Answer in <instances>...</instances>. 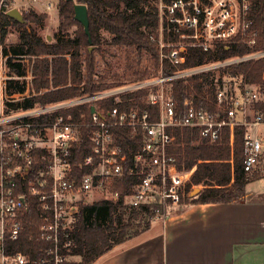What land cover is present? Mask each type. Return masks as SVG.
<instances>
[{
  "label": "built area",
  "instance_id": "built-area-1",
  "mask_svg": "<svg viewBox=\"0 0 264 264\" xmlns=\"http://www.w3.org/2000/svg\"><path fill=\"white\" fill-rule=\"evenodd\" d=\"M16 7L17 0H0V264H80L73 234L82 205L122 201L113 186L126 177L139 178L133 193L123 198V204L132 209L150 204L170 208L191 196L186 187L193 170L181 169L170 153L176 128L197 130L200 140L210 143H216L223 129L229 128L233 149L235 127H245V172L264 174V110L257 108L264 95L254 77L244 74L223 87L217 78L213 113L197 108L189 97L183 101L184 111L177 112L171 85L175 79L219 73L222 68L264 57V52L163 74L165 61L178 68L190 49L210 53L230 43L256 45L259 31L251 18V0H159L161 25L159 34L151 37L159 51L157 77L57 103H34L30 108L25 105L56 88L51 85L38 91L35 87L36 61L44 57L17 54L2 41V14ZM52 8L50 2L47 9ZM17 65L22 75L15 71ZM138 91H145L142 101L157 108L156 113L121 107L132 100L124 97ZM106 99L115 102L107 112L98 103ZM81 105L90 106L89 118L63 113ZM117 129L129 131L139 145L122 147ZM83 130H89L91 154L81 164V169L88 170L82 174L75 168V149ZM95 194L101 197L90 203L89 197ZM30 207L40 213L38 236L46 246L38 248L36 255L11 252L8 242L19 239Z\"/></svg>",
  "mask_w": 264,
  "mask_h": 264
},
{
  "label": "trees",
  "instance_id": "trees-1",
  "mask_svg": "<svg viewBox=\"0 0 264 264\" xmlns=\"http://www.w3.org/2000/svg\"><path fill=\"white\" fill-rule=\"evenodd\" d=\"M57 2L61 18L60 31L76 25L79 31L75 36L57 33L55 42L47 43L35 29L43 27L47 20L46 14L35 11L23 12L24 22L2 14V41L5 43L10 29L18 32V41L11 46L17 54L43 56L36 61L35 87L38 91L50 88L56 90L44 94L25 105L30 108L34 103L47 105L93 95L112 87H118L127 82H139L157 77L160 68L159 51L151 37L160 29V14L158 0H52ZM75 4L87 6L91 44L83 26L75 20ZM251 18L258 26L259 36L253 47L241 43L217 47L210 53L201 49H190L187 60L178 68L164 62L163 74L171 76L183 69H193L210 62L242 58L252 53L264 52V0H251ZM111 36L110 40L103 37L102 32ZM113 49H124L127 58L126 74L122 77L103 76L98 72V56L112 55ZM5 51H7L5 49ZM69 56V59L67 58ZM49 57H53L49 59ZM147 62V65H145ZM15 71L22 75L21 65ZM264 57L247 60L219 70L218 83L221 87L228 80H238L242 75L254 77L264 95ZM213 72L196 74L190 77L175 79L171 82L172 98L177 112H183V101L192 98L197 108H204L213 113L214 82ZM71 83V86H69ZM205 86H208V99L205 96ZM19 90L23 87L17 85ZM145 91L131 93L124 97L125 101L132 99L121 107H139L144 111L156 113L157 108L142 101ZM107 112L115 106L114 99L98 102ZM264 110V102L257 106ZM72 113L76 118L85 114L91 115L89 105H81L63 112ZM225 113H222L224 116ZM119 144L126 148L139 145L125 129H117ZM247 129L235 127L233 149L230 145V130L224 128L216 143L201 141L197 130L176 128L173 131L175 142L170 153L177 157L179 167L192 171L186 192H192L196 187H202L196 196H187L178 207L188 208L204 204L240 203L246 195L248 183L259 179L262 175L250 176L244 169V138ZM91 154L89 130H83L81 141L75 149V168L80 173L84 158ZM139 182L137 177H126L113 186L122 201H98L82 205L81 213L74 228V253L80 258V264H93L115 246L133 239L149 230L151 223L169 212L168 206L150 204L141 209H132L123 204V198L133 193ZM24 230L17 241L8 242L11 252L36 255L37 249L45 247L38 236L41 225L40 213L36 207H30L24 220Z\"/></svg>",
  "mask_w": 264,
  "mask_h": 264
},
{
  "label": "crops",
  "instance_id": "crops-1",
  "mask_svg": "<svg viewBox=\"0 0 264 264\" xmlns=\"http://www.w3.org/2000/svg\"><path fill=\"white\" fill-rule=\"evenodd\" d=\"M93 264H264V174L242 202L173 206Z\"/></svg>",
  "mask_w": 264,
  "mask_h": 264
},
{
  "label": "rangeland",
  "instance_id": "rangeland-1",
  "mask_svg": "<svg viewBox=\"0 0 264 264\" xmlns=\"http://www.w3.org/2000/svg\"><path fill=\"white\" fill-rule=\"evenodd\" d=\"M159 1V0H158ZM52 2V0H17V7L22 13L27 11H35L38 14H46L47 20L43 27L35 26V29L38 31L39 35L47 42L53 43L55 42V35L57 33L69 36H75L77 31H79V27L76 25H72L67 27L65 30L60 31V14L59 9L57 6V2H52L55 9L49 10L47 9V5ZM159 5V2H158ZM10 33L7 36V40L5 41V45L8 47L13 46L18 41V32L12 28L10 29ZM81 31V30H80ZM159 34V31L156 33ZM103 37L107 40L111 39V36L106 33L102 32ZM94 47V45H92ZM112 55L105 54L104 57L102 55H97L98 57V72L100 75L103 76H110L115 77L124 76L127 72V58H126V51L124 49H113L111 50ZM43 57V56H42ZM147 65V62H145ZM216 79L219 78V73H215ZM264 162V158L262 159ZM202 187H196L195 189H201ZM194 189V190H195ZM101 195L95 194L94 196H90L88 201L94 202L99 199Z\"/></svg>",
  "mask_w": 264,
  "mask_h": 264
},
{
  "label": "water",
  "instance_id": "water-1",
  "mask_svg": "<svg viewBox=\"0 0 264 264\" xmlns=\"http://www.w3.org/2000/svg\"><path fill=\"white\" fill-rule=\"evenodd\" d=\"M68 1H74V0H68ZM74 11H75V20L78 21L84 28V31L86 35L88 36L89 43L91 44L90 51L93 50L92 47V40L90 35V22H89V15H88V9L86 5L83 4H75L74 5ZM7 15L18 21L19 23L24 22V16L22 12L18 8L11 9L8 11ZM94 112V111H92ZM200 192V189H195L192 191L191 196H196Z\"/></svg>",
  "mask_w": 264,
  "mask_h": 264
}]
</instances>
